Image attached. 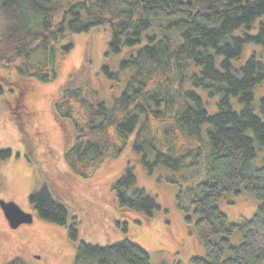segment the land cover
Wrapping results in <instances>:
<instances>
[{
    "label": "trees",
    "instance_id": "1",
    "mask_svg": "<svg viewBox=\"0 0 264 264\" xmlns=\"http://www.w3.org/2000/svg\"><path fill=\"white\" fill-rule=\"evenodd\" d=\"M0 19V67L44 83L59 78L56 56L72 47L62 41L67 34L110 31L100 70L110 91L71 84L55 106L77 135L73 153L66 154L69 167L86 178L129 145L149 173L158 165L180 170L187 159L196 164L204 157L208 179L198 185L193 204L206 257L194 264H264V165L254 166L257 146L264 148V99L263 116L253 105L254 89L264 83V0H0ZM252 44L263 51L236 66ZM38 51L44 60L27 63ZM11 156L0 150V159ZM136 183L128 167L114 184L117 204L152 218L161 207L145 190H131ZM242 189L261 204L252 219L234 224L217 203ZM29 200L40 219L68 227L75 264H152L151 253L129 239L108 246L81 240L47 184ZM237 231L243 241L233 246L229 236ZM8 264L26 263L16 258Z\"/></svg>",
    "mask_w": 264,
    "mask_h": 264
},
{
    "label": "rangeland",
    "instance_id": "2",
    "mask_svg": "<svg viewBox=\"0 0 264 264\" xmlns=\"http://www.w3.org/2000/svg\"><path fill=\"white\" fill-rule=\"evenodd\" d=\"M2 28L0 19V32ZM242 33V29L236 32ZM109 40L110 31L104 30L67 34L62 41L72 43V47L56 56L59 78L55 82L44 83L22 77L15 68L0 67V150L12 151L11 157L0 159V201L14 202L34 214L32 224L13 229L0 207V264L16 258L26 264H75L77 249L69 239L68 227L40 219L30 203V195L46 184L53 197L66 205L69 224L75 221L80 239L86 243L108 246L129 239L151 253L152 264H194V258L206 257L195 230L198 217L193 204L198 185L208 179L204 157L196 164L187 159L180 170L158 165L149 173L142 154L129 145L120 155L105 158L86 178L76 174L66 161V154L73 153L76 146L77 135L72 122L56 116L55 106L64 89L73 88L71 84L83 90L91 84L110 91L111 83L100 72ZM255 51L261 53L262 46L247 45L235 65H244ZM44 58L38 51L27 63L36 65ZM86 60L88 68L77 77ZM254 95L255 112L263 116L264 83L256 86ZM217 99L209 100L211 114L217 111ZM263 165L264 148L258 145L254 166ZM128 167L137 178L131 190H145L161 207L152 218L122 210L117 204L114 184ZM260 204L242 189L239 194L227 193L217 206L236 224L252 219ZM221 237L217 235L215 240ZM229 239L233 246L243 241L238 231Z\"/></svg>",
    "mask_w": 264,
    "mask_h": 264
},
{
    "label": "water",
    "instance_id": "3",
    "mask_svg": "<svg viewBox=\"0 0 264 264\" xmlns=\"http://www.w3.org/2000/svg\"><path fill=\"white\" fill-rule=\"evenodd\" d=\"M0 207L13 229L19 228L22 224H32L34 222V214L24 211L14 202L1 200Z\"/></svg>",
    "mask_w": 264,
    "mask_h": 264
},
{
    "label": "flooded vegetation",
    "instance_id": "4",
    "mask_svg": "<svg viewBox=\"0 0 264 264\" xmlns=\"http://www.w3.org/2000/svg\"><path fill=\"white\" fill-rule=\"evenodd\" d=\"M19 107L21 108V106H19ZM19 107H18V108H19ZM21 126H22V128L24 129L23 125H21ZM19 128H20V127H19Z\"/></svg>",
    "mask_w": 264,
    "mask_h": 264
}]
</instances>
